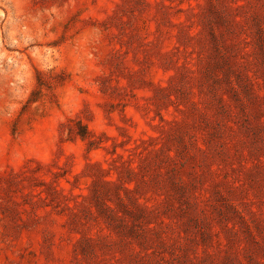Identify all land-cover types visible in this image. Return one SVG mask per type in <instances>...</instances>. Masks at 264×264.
<instances>
[{
	"label": "rangeland",
	"instance_id": "1",
	"mask_svg": "<svg viewBox=\"0 0 264 264\" xmlns=\"http://www.w3.org/2000/svg\"><path fill=\"white\" fill-rule=\"evenodd\" d=\"M0 264H264V0H0Z\"/></svg>",
	"mask_w": 264,
	"mask_h": 264
}]
</instances>
